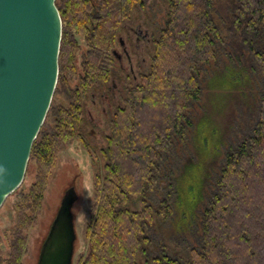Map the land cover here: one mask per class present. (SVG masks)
<instances>
[{
  "label": "trees",
  "instance_id": "trees-1",
  "mask_svg": "<svg viewBox=\"0 0 264 264\" xmlns=\"http://www.w3.org/2000/svg\"><path fill=\"white\" fill-rule=\"evenodd\" d=\"M213 3L166 0L165 23L151 37L147 71L139 73L138 81L128 74L121 103L106 122L85 247L76 264H139L141 255L150 264H264V0H232V33L240 30L241 36L234 45L253 55L261 74L258 117L250 134L229 145L204 194L199 247L188 249L186 257L170 249H149L148 230H154L157 221L167 224L174 205L168 199L157 206L147 203L146 193L154 190L163 154L185 134L186 111L201 93L199 65L214 59L222 44ZM55 4L62 22L57 83L24 179L13 196L15 216L0 264H22L27 231L42 214L59 153L75 142L97 158L83 128L88 123L84 102L92 90L110 81L123 24L143 0ZM75 250L76 239L73 256Z\"/></svg>",
  "mask_w": 264,
  "mask_h": 264
},
{
  "label": "rangeland",
  "instance_id": "rangeland-1",
  "mask_svg": "<svg viewBox=\"0 0 264 264\" xmlns=\"http://www.w3.org/2000/svg\"><path fill=\"white\" fill-rule=\"evenodd\" d=\"M211 11L220 30L222 44H218L214 59L199 65L201 93L186 111L189 123L185 134L177 136L175 146L163 154L154 190L145 196V201L155 206L163 199L174 205V213L167 224L157 221L154 230H148L151 238L149 249L154 253L170 249L174 254L186 257L188 249L199 247L204 194L214 182V172L223 161L229 145H235L243 136L250 134L258 117L261 74L253 55L234 45L241 36L240 30L232 33V0H214ZM165 18L166 0H143V4L137 5L123 24L120 43L114 49L117 58L111 79L105 86L92 90L84 102L88 123H84L83 128L97 158L75 142L59 153L45 193L42 214L37 224L27 231L28 247L22 264H36L40 241L65 189L71 185L78 194L72 208L76 231L72 264H76L84 251L93 175L102 165L98 151L104 146L103 136L108 132L106 122L115 106L121 103L124 87L129 83L128 74L138 81L139 73L147 71L152 53L151 37L158 34ZM29 180H24L25 184ZM15 193L9 195L6 204L0 207L2 256L8 252L15 216L12 206ZM135 205L141 207L140 199H136ZM138 261L139 264H150L144 255L139 256Z\"/></svg>",
  "mask_w": 264,
  "mask_h": 264
},
{
  "label": "water",
  "instance_id": "water-1",
  "mask_svg": "<svg viewBox=\"0 0 264 264\" xmlns=\"http://www.w3.org/2000/svg\"><path fill=\"white\" fill-rule=\"evenodd\" d=\"M62 22L55 0H0V207L24 179L58 78ZM76 188L65 189L36 264H72Z\"/></svg>",
  "mask_w": 264,
  "mask_h": 264
}]
</instances>
